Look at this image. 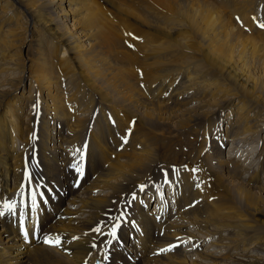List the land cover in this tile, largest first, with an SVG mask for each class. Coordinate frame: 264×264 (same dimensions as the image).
I'll return each instance as SVG.
<instances>
[{
    "label": "rangeland",
    "instance_id": "1",
    "mask_svg": "<svg viewBox=\"0 0 264 264\" xmlns=\"http://www.w3.org/2000/svg\"><path fill=\"white\" fill-rule=\"evenodd\" d=\"M35 1H37L40 8H44V12L49 14L48 10H50L53 5L50 7L48 0ZM181 1L76 0L77 6H80L81 9L90 10L95 15L97 21L95 22L94 28L98 26L102 29H110L112 33H114V41L108 42L107 46L104 44L102 45L101 55L108 57L110 65H112L113 62L116 63L115 65L121 67L129 77L133 79L135 87L137 88L136 94L125 89L123 86H118L115 82V65L111 67V70H108L106 67L99 65L98 62L96 63L102 75H104L107 80H100V83L96 81L99 79L90 80L93 86L95 85V87L101 89V91L99 89L94 90L86 82L84 77L79 79L81 77L80 74L74 75L72 72L71 74L74 76L71 77L65 73L63 68L71 65L63 64L61 60L62 58L64 59V57L67 58V55H71L65 54V47H61L60 42L54 44L47 42L44 47L52 50L48 53L50 61L49 68L51 69V74L57 78V88L61 91V96L63 99L67 100L66 105L68 104V113H71L77 120L76 122H78L80 129L86 124V127L91 130L92 134L97 135L98 133H103V137L99 136L102 137V141L98 136L88 135L90 143H88L87 136H84L86 144L97 142L100 146L101 153L100 156H98V151L96 149L92 150V153L96 154L94 157L96 161L90 170L85 172V176L83 173L82 177L84 179H81L84 183L83 187L89 190L78 196L76 208L80 209L82 207L80 206L81 203L89 198L99 197L102 198V201L105 199V203H107V199L111 198L113 195L110 194L111 192L113 193L112 188L122 185L126 188L124 190L125 192L120 195L123 199L122 197L119 199L115 197L114 200L109 199L110 205L105 209L104 214H99V216L97 215L91 219L94 222V226L86 231L89 238L92 240L93 236L97 237L98 233H96L94 229H101L103 227L107 228V235L111 237L109 233L112 227L119 223L121 229L117 230V233L120 234V232L125 229L129 240V242L127 240L125 241V247H127V242L130 247L132 246L130 241H136L134 242V247H137L136 249L140 251L139 253L136 252L139 254L138 260L143 258L140 264H181L182 261L183 264H229V259L227 258L229 256L234 257L235 255H240L238 253L242 252L243 247L248 246V242L264 243V234L250 233L245 235L242 231L236 232L229 227L227 229L224 225L225 223L222 224V222L229 220V214H232V212H238L237 209L247 212V209L243 196L239 197L237 206L235 205V200L231 204L224 198L225 193L221 190L220 176L224 177L223 180L224 183H226L224 184L226 187H230L232 183L238 182L247 188L255 189L253 190V194H251L252 197H255L253 207L261 214L264 213V160L259 156L260 145H264V126H262L263 129L261 130L257 129V133L236 137V135L240 133L238 131L240 130V126L237 125L235 129L233 128L241 115L237 112V106L239 107L241 104L245 106L243 104H249V102L246 97L239 99L231 96L230 94L237 91L233 89L230 91L229 86L227 87V77L225 75H218L215 69H208L210 64L206 61V57L207 53L212 50L213 45L207 43L205 40L190 39L186 22L180 16L168 10L172 4H180L183 6L184 3L182 2L184 0ZM211 1L219 8L222 14L231 21L234 28L256 40V42L264 44V29L259 26L264 24V9L259 11V8L255 7L256 4L260 7L264 5V0ZM52 8L55 9V6ZM59 11L61 12V9L56 10V12ZM107 12L110 13L111 19L107 16ZM17 13V10L10 9L3 13V15L0 14V41H4L7 31L12 30L14 36L12 38L13 43L9 50H0V92L9 93L11 90L13 91L14 87L12 84L19 83V81L22 80L21 77H24L23 83L18 86V91L21 95L26 97L28 102L23 105V103L20 102L21 99H19L17 104L11 105V111L16 113L19 119L26 123L30 130L35 131V133L39 131L36 133V135L38 134L37 138H48L46 142L47 150H45L44 155L49 157V155H51L49 151L52 150L50 147L58 134L60 126H58L54 117L47 115L46 112L39 113L40 108L38 105L37 108L39 109L37 113L39 116L34 111L35 106L31 105L29 102L34 93L32 92L33 86H31L33 83L30 84V79L27 78L29 75L28 71L22 73L21 70L19 71L16 68L13 69L10 63H6L3 67L1 66L2 61L10 56H12V60L15 62H21L25 60L26 57L27 59L37 61V48L35 47L34 38L36 35H40L41 39L46 37H43V35L41 36V31L33 28V26H30L28 29L29 32L25 33V18L18 19ZM52 13L55 15V12ZM131 13L133 15H131ZM132 16L142 20L133 18ZM249 16L253 18V22H257L259 29L252 28L251 25H248L251 24ZM61 18L62 20L59 24L62 25V28H65V26L66 28H70L75 24L74 22L77 21L78 15L73 14L68 19L63 16ZM233 18H237L238 20L235 19L234 21ZM240 19L244 21L243 24L245 26L249 27L244 28L245 31L236 25V22ZM179 25L185 27L180 28ZM87 26L93 27L90 21H88L78 28L74 29V27H72L71 32L73 34L77 32L78 37H80V35H82V29ZM164 30H169L174 39H182V45H176L164 39L162 34ZM124 32H126L125 39L131 42H133L134 39L127 32L133 33L139 37V42H133L135 45L131 50L124 46ZM237 48L239 51L240 47H236V53H238ZM105 49L106 52H104ZM249 50L250 49L247 48L245 54L250 55L251 53ZM120 53H122V55ZM238 55H240V53ZM246 58L248 57L246 56ZM258 58L261 59L259 62L257 59L252 61L250 58L247 59L248 70L253 72L256 76H259L261 83L264 84V59L261 54H259ZM108 73L109 75H107ZM199 77H201V80ZM192 78H198L196 80L201 81L200 83H203L202 85L206 87H199V90L195 91L186 90L187 92L184 91L181 94L183 97L181 96L177 99V95H174V93L179 88L183 89L184 83L187 82L186 80ZM79 80L81 81L80 84ZM221 89L224 90L221 92ZM163 90H166V93L164 96H161ZM227 92H230V94ZM69 95H73V100H70L71 98ZM225 99H227L226 101L230 100L231 104L227 108L222 107V109H220V104H224L226 101L224 102L222 100ZM98 101H101L102 104H98ZM137 101H140V105ZM5 103H7V101H5ZM113 105L114 107H112ZM144 111L153 112L156 115L160 113L162 115L159 117L158 122H149L144 120L142 113ZM196 111H204L210 115L207 119L208 121H204L205 123L202 121H196L198 123L190 121L186 127L177 129L176 124H178L181 119L186 118L188 115L187 112H190L191 115ZM31 114H36V117H39V119H36V117ZM247 119L250 122L252 119H256V122L258 120L263 121L264 111L254 108V110L249 111ZM24 123L20 122L18 126L24 129ZM209 124L211 125V131L205 134V127ZM217 128H220V136L215 133ZM235 130L238 131L236 135L234 134ZM63 131L65 132L64 127ZM129 133H131V135L127 136ZM207 134H209L208 137ZM49 135L53 137L51 141H49ZM122 136L128 139L126 140L122 138ZM204 137H206L205 140L210 139L211 143H213V138L215 137V145H217L218 141L224 143L222 147L223 151L218 149L220 147L214 149V144L206 148L203 145ZM199 138H201V141H198ZM125 140L129 141V144H127ZM260 140L262 142H260ZM119 141L122 143L124 150L121 149ZM64 145L66 147L63 146V148L66 150L65 152L68 153L70 146L69 144ZM150 149L153 150L151 155L144 157L139 165L133 168H121L124 163H127L128 166L134 165L135 161L132 158L137 153H143ZM58 150L59 148L55 152H58ZM215 150H217V152ZM226 150H228V152L225 153ZM81 151L82 150L79 151V149L76 151L74 148L72 152V154L74 153V158H76L75 163L78 164V168H75L74 178H79L81 175V172L77 170L82 161L80 156ZM54 160L55 158L52 160V163ZM229 160L233 161L228 162ZM116 162L119 168L111 172L109 171V173H111L108 177L109 189L103 186L100 190L98 189L97 192L91 193V186L87 187V183L93 177H101L103 173H105L102 170L103 168L111 170L112 165ZM221 163L223 167L224 164H226V166L231 169L225 171L219 166L222 165ZM97 164H99V167L95 170ZM117 165L115 166L117 167ZM165 167H170L173 170L172 175L174 179H176L174 191L171 190L169 193L171 202L172 199L174 200V196L179 194L181 188L178 187V179H181V177L185 175L193 176L192 182L194 185L189 194L192 205L189 206L186 204V211L182 209L184 203L182 205L175 203L173 207L168 200L167 185H169V179L164 178L160 181L159 179L161 176L156 174V172L162 173ZM235 170L236 172L234 173L233 171ZM177 172H179L180 176L178 179L177 177L179 176H177ZM27 175L30 176V172H27ZM160 185L164 187V194L161 193L162 199L158 201L160 203L164 199L166 205H168L169 210L166 207H162L161 212L163 211L162 213L169 215L167 221L164 223L167 222L173 226L175 230L176 238L174 240L175 243L177 244L178 242L177 245L180 246H178V253H174L175 250L170 247L171 245L169 247L164 246L166 251L164 249L163 251L162 249H157L159 245L155 240L152 242L153 244L147 243L142 247L138 246L137 241L139 238H137V236L139 235L137 232L142 230V225L139 224L136 226V234H134L135 228L128 225L132 218V210L134 211L139 208L140 211H145V214H148L152 209L155 210L156 205L152 203L157 202L155 197L158 195ZM141 186H143L144 194H142L143 191H141L142 195L139 200L136 199V195ZM147 187L149 188L148 191H146ZM256 188H260V190ZM134 194L135 199H133ZM143 196L145 200L146 198L147 200L149 199L147 206H144ZM150 204L152 205L150 206ZM209 205H212V207H208ZM67 208L68 210L71 209L70 206H67ZM123 208H125L127 214L129 213L125 218L120 215L122 213L121 209ZM148 208L150 211H148ZM217 208H221L227 216L220 224L215 219ZM199 209H201V211ZM165 210L166 212H164ZM182 211L185 213H182ZM179 212L181 213L179 214ZM188 212H190L189 215H187ZM251 212L253 211L251 210ZM157 216V219H154L155 217L152 218L156 228H158V224L156 223L162 222L160 221L162 218L161 214L156 215V217ZM185 216L187 217L184 220ZM179 217H183L182 222L178 220ZM238 217L239 215H236V218ZM256 218L257 220H264L260 215H256ZM85 219L86 217L81 218V220ZM124 222H126V225ZM179 224H181V226L184 225V227L179 228ZM149 225L150 228L145 230V234H142V242H148L151 237L150 234L155 235L158 232L156 228V231L153 229V225ZM237 234H242L244 236L239 238ZM240 240L242 241L240 242ZM193 242L198 245L194 247L192 245ZM253 246L254 244L246 248L250 249L247 250L248 253L244 251L242 253L246 257H264V252L262 253V251L253 249ZM99 249L100 248L95 245L93 250L91 249L94 253L92 256L96 259V255L99 253L102 254V256H104V258H101L104 259V263L102 264H106L105 258L107 257L105 254L107 256L109 255L108 257L112 256V254H117L115 260L110 261L111 264H134V258L137 256L134 254L135 250L132 254L135 256L134 258L130 257L129 254L126 255L127 257L124 256V258H122L121 251L119 252L117 249H114V253L107 248L106 250L105 248H102V250ZM152 250L155 253H153ZM160 250L161 252H159ZM170 258L174 259V263H171L172 260H168ZM96 260L99 262L98 259ZM40 263L43 264L42 262ZM85 264H91V261L89 260ZM137 264H139V261Z\"/></svg>",
    "mask_w": 264,
    "mask_h": 264
},
{
    "label": "bare ground",
    "instance_id": "2",
    "mask_svg": "<svg viewBox=\"0 0 264 264\" xmlns=\"http://www.w3.org/2000/svg\"><path fill=\"white\" fill-rule=\"evenodd\" d=\"M48 1L50 7L51 5L55 6V9H53L52 6L50 8L51 11L48 10L50 15L47 12H44V8H40L39 4L35 0H0V14L3 15V13L7 12L10 9L17 10L18 19L25 18V33L29 32L28 29L30 28V26H33V28L41 31V36L43 35V37H47H44L43 40L41 39L40 35H36L34 38L35 47L37 48V61L27 59L26 57L25 60H22L21 62H15L12 60V56H10L2 61L1 66L3 67L6 63H10L12 64L13 69L16 68L19 71L21 70L22 73L28 71L29 75L27 76V78L30 79V84L33 83V85L31 86H33L32 92L34 93L29 101L30 104L35 105L34 103H37L40 108L39 113L46 112L47 115L54 117L58 126L61 127H59L58 134L56 135L54 141L52 142V146L50 147L52 149L51 151H49L51 155H49V157H46L44 155V152L45 150H47L46 142L48 141V138H37L38 134L36 135V133L39 131L35 133V131L30 130L27 124L21 121L16 113L11 111V105L17 104L19 99H21L20 102L23 103V105L28 102L26 97L21 95L18 91V86L19 84L23 83L24 77H21L22 80H20L19 83L17 82L12 84V86L14 87L13 91L11 90V92L9 93L0 92V211L4 212L5 209L3 205L5 204V202L15 203L16 207L13 210L18 209L17 212H4V215L0 216V264H41L40 262H42L43 264H85L89 260L92 264V260L96 259H98L100 264H102L104 263V259L101 258H103L104 256L102 257V254L97 253L100 256L96 255V259L93 258V247L96 245L98 246V248H100L99 250H102V248H105L106 250L107 248L113 253L114 249H117L119 252L121 251L122 258H124V256H126L129 252L128 249L124 247L125 245L123 246L125 239L128 240L127 233L125 232V229L122 230L120 234L117 233L118 239H115L116 241L113 240L112 243L109 244L108 241L112 238L107 235L108 232L106 227L100 229L101 233L96 232L98 233V235L97 237L93 236L92 240L89 238L86 231L89 228H93L94 226V222L91 219H93L97 215L99 216V214H104L105 209L108 207V205H110L109 199L114 200L115 197L119 199L120 197H122L120 195L125 192L124 190L126 188L123 185L112 188L113 193L111 192L110 194L113 195L111 198L107 199V203H105V199L102 201V198L99 197L89 198L81 203L80 206L82 207L80 209L76 208L78 196L89 190L88 188L83 187L84 183L82 182V180L84 178L82 176L83 173L85 176V172L89 171L96 161L94 158L96 154L92 153V150L96 149L98 151V156H100L101 153L100 146L97 142L87 144L86 148L84 146L86 144L84 141V136H87V138L88 135L103 137V133H98L97 135L92 134L91 130L86 127V124L83 125L82 129H80L78 122H76L77 120L71 113H68V104L66 105L67 100L63 99V97L61 96V91H59V89L57 88V78H55L53 74H51V69L49 68L50 61L48 58V53L52 50L44 47V45H46L47 42H51L53 44L60 42L61 47H65V50L63 49L65 54L71 55H67V58L64 57V59L62 58L61 60L63 64L71 65L69 67L63 68L65 73L71 77L80 74L81 77L79 79H82L84 77L86 82L94 90L99 89L101 91L99 87H95V85L93 86L90 80L99 79L96 80L99 83L100 80H107L106 77L102 75L99 67L96 65L97 62L99 63V65L106 67L108 70H111V67L116 64L113 62V64L110 65L108 62V57H104L101 55L102 45L104 44L107 46L108 42H113L114 33H112L110 29H102L98 26L94 28L95 22L97 21L95 15L92 11L81 9L80 6H77L76 0ZM154 1L159 2V0ZM182 3H184L183 6H181L180 4H172L168 8V10L175 15L180 16L186 22V27L188 28V35L190 39H199L201 41L205 40L207 43L213 45L212 50L207 53L206 57V61L208 62V64H210L208 66V69H215V71L218 72V75H225L228 80L227 87L229 86L230 91L232 89L234 91H237L232 94H230V92L227 93L239 99L246 97L249 102V104H243L245 106H242V104L239 105V107L237 106V112L239 113V115H241L236 121L233 129H235V126L237 125L240 126V130H238L240 133L239 135H236L238 134V131L235 130L234 134L236 135V137H238L240 135L245 136L257 133V129L261 130L264 128H262V126H264V120H258L256 122V119H252V121L250 122L248 121L247 117L249 111L254 110V108L264 111V84L261 83L259 76H256L253 72L248 70L249 67L247 65V59L250 58L251 61L257 59V61L259 62L261 60L258 58L259 54H261L264 59V44L256 42V40L234 28L231 21L222 14L219 8H217L211 0H184ZM58 9H61V12H56V10ZM52 12H55V15ZM73 14L78 15L77 21L74 22L75 24H73L70 28H66V26L65 28H62V25L59 24V22L62 20L61 17L63 16L68 19ZM131 15L133 14L131 13ZM132 17L142 20L135 16ZM88 21H90L93 27H84L81 31V38L78 37L77 32L75 34L71 32L72 27H74V29L78 28L80 25L87 23ZM179 27L181 28L185 26L179 25ZM12 32V30L7 31L4 41H0V50H9L10 46L13 43L12 38L14 36ZM162 34L164 39L168 40V42H173L176 45H182L183 43L182 39H174L169 30H164ZM236 47H240L239 51L237 48L238 53L235 52ZM247 48L250 49V55L245 54V52H247ZM106 49L104 50V52H106ZM239 53L240 55H238ZM120 54L122 55V53ZM246 56L248 58H246ZM114 69L116 71L115 82L118 84V86H123L125 89H128L130 92L136 94L137 88L135 87L133 79L130 78L129 75L118 65H115ZM72 72L74 75L71 74ZM107 75H109V73ZM201 77H199L200 80ZM196 79L192 78L186 80L187 82L184 83V87L182 86L183 89L179 88L180 90H182L180 91L178 89L174 93V95H177V99H179L182 96V92L186 90L195 91L199 90V87H206L205 85H202L203 83H200L201 81H198ZM80 83L81 81L79 80V84ZM223 90L224 89H221V92ZM165 91H162L161 96H164V94L166 93ZM69 97L71 98L70 100H73V95H69ZM226 100L227 99L222 101L225 102ZM5 101H7V103H5ZM137 102L139 104L140 101ZM98 104H102V102L98 101ZM230 104V100L226 101L224 104H220L219 108H227ZM112 107H114V105ZM142 113L144 116V120L149 122H158L159 117L162 115L160 113L156 115L153 112L149 111H144ZM187 114L188 115L186 116V118L181 119L179 123L176 124L177 129L186 127L190 121H202L203 123H205L204 121H208L207 119L210 117V115H208L204 111H196L191 115L190 112H187ZM20 122L25 124L24 129H21L18 126ZM63 127L65 129V132L63 131ZM205 130V134L207 132L209 133L211 131V125L209 124L207 127H205ZM215 133L216 135L220 136V128H217ZM49 137V141H51L53 137L51 135H49ZM102 137H99L101 141ZM88 143H90L89 138ZM64 144H69L70 150L68 153H66V156L63 157V146H65ZM203 145L205 146V142L203 143ZM58 148V152H55ZM74 148L76 151L78 149L79 151L82 150L80 152V156L82 158V161L85 160L86 162L85 172H81L79 178H74L75 167L77 165L75 163L76 158H74V153L72 154ZM215 151L217 152V150ZM152 152L153 150L150 149L143 153H137L132 158L135 161L134 165L128 166L127 163H124L122 164L121 168H133L139 165L142 162L143 158L151 155ZM259 156L264 160V145H260ZM54 158L55 160L52 163V160ZM37 159L40 161H38ZM34 161L36 163H34ZM231 161L233 160H229L228 162ZM117 164V162L114 163L111 170H109L108 168H103L102 170L105 173H103L101 177H93L87 183V187L91 186V193H94L95 191L97 192V190H100L103 186L104 188L109 189L108 177L111 174L109 173V171L111 172L119 168V165ZM115 165H117V167ZM30 166H34V172L33 175L30 173V176H28L27 172ZM219 166L225 171H229L231 169L226 166V164H224V167L223 164ZM98 167L99 164L95 166V170ZM233 172L235 173L236 170ZM34 176L38 177L46 183L48 191L41 192L39 195H36L34 193ZM178 178H180V176L177 177V179ZM192 178V175H185L184 177H181L180 180L178 179V187L182 188V192L179 194V196L177 195L175 203L180 205L184 203L182 207L184 211L187 210L185 208L186 204H188L189 206L192 205V201L189 195L190 190L194 185L192 182ZM223 179L224 177L220 176L222 187L221 190L225 193L224 198L231 204L235 200V205L237 206L239 197L243 196L247 212L237 209L238 212L234 211L232 212V214H229V220L222 222L227 218V216L221 208H217L215 212L216 221L219 224L221 222L222 224L225 223L224 225L227 227V229L229 227L236 232L242 231L245 235H248L250 233L264 234V220H257L256 218V215H260L264 218V213L261 214L258 210H256V208L253 207L255 197H252L251 194H253V190L255 189L247 188L241 183L239 184L238 182L232 183L230 187H226L224 185L226 183H224ZM256 189L260 190V188ZM148 190L149 188L147 187L146 191ZM16 191L20 193V198L19 194H16L14 195L15 199H13V194ZM50 191H52V193L56 197H58L59 200L62 199L55 206L50 204ZM139 194H144V191L142 192V194L139 191ZM33 195H35L36 201V207L34 209L32 208ZM159 196L161 197V193L155 197V200L162 199L159 198ZM142 198L144 199V196ZM148 200L147 198L146 200L144 199V206H147ZM158 200L157 202L159 203L160 200ZM157 202H153L156 205L155 210L152 209V211H150V209L148 208V211H150L148 214H145V211H140L139 208L134 211L132 210V218L131 221H129L128 225H131L132 228H135L139 224L142 225V230L137 232V234L139 235L137 236V238H139L137 241L138 246L142 247L147 243H152L155 240L159 245L157 249H162L163 251V249L165 250L164 246L169 247L171 245L170 247L175 250L174 253H178L179 248L174 240L176 238L175 230L173 226H171L167 222L164 223L165 221H167L169 215H165L164 213H162L163 211L161 212L162 207H166L169 210L168 205H166L164 199L159 204ZM152 204H150V206ZM67 206H70L71 209L68 210ZM208 207H212V205H209ZM199 210L201 211V209ZM251 210L253 212H251ZM21 212H23L24 226L30 228L34 225H37L40 228L42 234L39 242L37 241L35 243L31 241L30 244H26L22 238L17 236L18 227L21 226ZM164 212H166V210ZM180 213L181 212H179V214ZM182 213L185 212L182 211ZM189 213L190 212H188L187 215H189ZM158 214H161L162 218L160 221H163L162 223L160 222L161 224L159 225V236L155 237L154 234H150L151 237L149 238L148 242H142V234L145 232V230L150 228L149 224L153 225V229L156 228V225L153 223L152 218L153 216ZM236 215H239V217L236 218ZM82 217H86V219L81 220ZM186 217L187 216L184 217V220ZM157 218L158 216H155L154 219ZM178 220L182 222L183 217H179ZM179 225V228L184 227V225ZM260 225H262L263 227ZM119 229H121L120 226L117 230ZM134 234H136V231H134ZM237 236L241 238V236L244 235L237 234ZM57 238L60 241L58 246H53L52 244L45 243L46 239L56 240ZM241 241L242 240H240V242ZM134 242L136 241L134 240ZM253 244V249L262 251V253L264 252V243L260 244L252 241L248 242L247 245L250 246ZM192 245L196 247L198 244L193 242ZM248 246L243 247L242 252L244 251L245 253H248L247 250H250L246 249L248 248ZM159 252H161V250ZM242 252L238 253L240 255H235L234 257L229 256L227 258L229 259V264H264V257H246ZM105 256L107 257L105 258L106 264H111L110 261L115 260L117 254H112V256L110 257H108L109 255L107 256L105 254ZM142 259L143 258L139 260V264L141 263ZM168 260H172L171 263H174L173 258H170ZM182 262L181 264H183Z\"/></svg>",
    "mask_w": 264,
    "mask_h": 264
},
{
    "label": "snow or ice",
    "instance_id": "3",
    "mask_svg": "<svg viewBox=\"0 0 264 264\" xmlns=\"http://www.w3.org/2000/svg\"><path fill=\"white\" fill-rule=\"evenodd\" d=\"M260 27H264V24H261L259 25ZM126 142V140H125ZM79 171V169H77ZM141 191H143V186H141ZM133 199H135V194L133 195ZM4 209H6L7 211L9 212H12L13 209H15L16 205L15 203H8V202H5V204L3 205ZM36 207V201H35V195H33L32 197V208L34 209ZM4 215V212L0 211V216ZM119 223L115 224L109 235L111 236V240L108 241L109 244L112 243L113 240L117 239V228H119ZM21 230L23 231V212H21ZM94 231L96 232H100V229L99 228H96L94 229ZM45 243H49V244H52L53 246H58L60 241L59 239L57 238L56 240H45Z\"/></svg>",
    "mask_w": 264,
    "mask_h": 264
}]
</instances>
